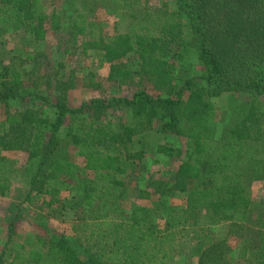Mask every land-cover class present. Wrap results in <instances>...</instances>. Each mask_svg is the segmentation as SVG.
<instances>
[{
  "label": "trees",
  "instance_id": "obj_1",
  "mask_svg": "<svg viewBox=\"0 0 264 264\" xmlns=\"http://www.w3.org/2000/svg\"><path fill=\"white\" fill-rule=\"evenodd\" d=\"M98 1L108 0H61L48 14L43 0H0V197L32 166L26 198L5 224L0 264H181L180 257L228 264L230 235L240 239L241 258L263 255L264 203L253 205L250 188L264 185V0H172L175 10L121 0L136 12L133 22L107 38L87 24ZM63 27L66 53L94 52L109 65L108 82L145 78L154 93L138 89L69 107L66 64L50 81L41 75L44 54L33 48L20 56L7 40L24 28L36 46ZM129 56L137 70L118 64ZM194 60L201 76L193 74ZM43 81L53 86L51 105L38 93ZM227 93L247 98L228 106L218 126L212 100ZM14 101L20 109L11 113ZM112 110L120 116L107 120ZM172 138L183 144V158L169 181L153 182L145 159L182 155ZM177 197L182 203H171ZM33 203L34 216L26 210ZM25 211L33 233L19 241ZM53 214L70 235L48 230ZM222 223L227 233L211 236L210 227ZM192 236L194 250L182 254Z\"/></svg>",
  "mask_w": 264,
  "mask_h": 264
},
{
  "label": "rangeland",
  "instance_id": "obj_2",
  "mask_svg": "<svg viewBox=\"0 0 264 264\" xmlns=\"http://www.w3.org/2000/svg\"><path fill=\"white\" fill-rule=\"evenodd\" d=\"M44 1V10L46 13H50L51 10L60 8L61 0H43ZM141 5L146 7H159L164 2L169 4V8L175 10L176 7L172 0H140ZM121 0H108L101 1L95 4L94 11L89 14L87 24L91 26L92 31L95 34H100L104 38L112 37L116 34L125 33L128 25L133 22V16L136 12L126 11L127 9H123L121 7ZM65 31L62 33H56L49 31L47 35V40L40 44L31 45L29 44V39L22 32L24 28L17 29L15 36L12 39H7L8 47L13 50L18 49L17 53H20V56H23L25 51H32L35 48L36 52L42 53L45 56V65L42 66L41 75L50 77L51 81L52 75L56 72L58 64L65 63L67 69L65 70V76L67 77L70 73L73 72V86L71 90L67 92V105L69 107H78L82 103H89L91 100L96 98H104L110 99L112 97H121L128 96L134 93V91L138 89H144L149 93L153 94L154 90L152 89L151 82H149L145 78H136L132 84L126 86H119L115 83H110L107 81V75L109 72L108 64H100L98 55L94 52H87L84 56L79 51L75 54L73 53V49H69L70 53H66L65 50L69 48L68 40L70 39L69 32L67 27H63ZM74 55V56H73ZM119 65L127 66L132 70H137V66L135 64V60L132 56H129L118 62ZM195 65V70L193 72L196 76H201L203 74L202 64L193 61ZM48 80V79H47ZM42 85L38 87V93L47 100V103L51 105L53 103V86L51 88L48 85L44 84V81L41 82ZM53 84V82H52ZM247 96L241 94H223L216 98H213L212 103L216 110V120L218 126H221L222 123L227 120V107L233 105L237 100L246 99ZM48 104V105H49ZM40 108L49 114V118L53 117V112L51 107H47V104H41ZM11 113L17 112L20 108L18 106V102L14 101L10 103V107L8 108ZM4 106L0 104V116L3 115ZM120 116L118 111H110L108 115L105 117L107 120H116L115 117ZM172 146L177 150V152L181 151L179 157H173L172 160L165 159L161 156H149V158L145 159L143 168L146 176L153 178V182L156 181H169L172 176V172L175 169L177 163L183 158V144L178 141L176 138L170 139ZM181 155V156H180ZM10 156L14 158V154L10 153ZM20 164L23 165L25 156L20 155L17 157ZM32 170V166L27 167L24 173H18L12 179V188L11 191L4 197H0V245L3 240H5L4 236V228L7 223V219L11 218L12 214L15 213L17 205L24 201L27 195L26 190V181L30 175ZM149 191L152 190L148 189ZM251 194L253 205L259 206L264 203V185L262 183L253 182L251 184ZM151 193V192H150ZM179 197V196H178ZM172 199L171 203L176 205L181 204L180 198ZM137 202H141L144 204H151L150 200H137ZM37 205L32 204L26 208V210L31 211L37 214ZM25 211L24 219L22 222H18L16 227L18 229V234L16 236V240H19L20 236L26 238L33 231L30 229L31 220L33 217H28ZM30 212L29 215L32 213ZM42 212L40 214H43ZM58 214H53V216L48 221V230H53L58 234L70 235L69 225L59 223L57 220ZM227 224L222 223L219 225H214L210 227V234L213 237L224 236L227 233ZM41 230L37 231V234H41ZM247 233V232H246ZM35 234V233H34ZM30 237V236H29ZM27 237V238H29ZM197 240L194 239V236L188 242L184 244L182 247V254H189L194 250V246ZM228 245H229V256H228V264H264V253L259 256L254 251L248 253L245 258H241L238 254V250L240 247V239L234 235H230L228 237ZM183 257H180L181 264H187L188 262L182 261ZM188 261V260H187Z\"/></svg>",
  "mask_w": 264,
  "mask_h": 264
}]
</instances>
